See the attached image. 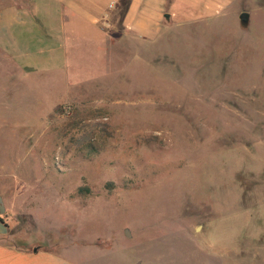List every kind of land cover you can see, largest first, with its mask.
I'll list each match as a JSON object with an SVG mask.
<instances>
[{"label":"rangeland","instance_id":"1","mask_svg":"<svg viewBox=\"0 0 264 264\" xmlns=\"http://www.w3.org/2000/svg\"><path fill=\"white\" fill-rule=\"evenodd\" d=\"M24 1L0 0L5 26ZM104 19L62 72L0 63L2 242L264 264V0H115Z\"/></svg>","mask_w":264,"mask_h":264},{"label":"crops","instance_id":"2","mask_svg":"<svg viewBox=\"0 0 264 264\" xmlns=\"http://www.w3.org/2000/svg\"><path fill=\"white\" fill-rule=\"evenodd\" d=\"M110 1L115 0H25L14 8L15 20L8 26L0 9V63L15 65L21 74L64 71L73 50L91 40L88 33L105 26ZM8 229L0 213V264H93L88 257L67 255L72 251L68 244L62 252H54L2 242ZM94 260V264H120L117 257Z\"/></svg>","mask_w":264,"mask_h":264},{"label":"water","instance_id":"3","mask_svg":"<svg viewBox=\"0 0 264 264\" xmlns=\"http://www.w3.org/2000/svg\"><path fill=\"white\" fill-rule=\"evenodd\" d=\"M165 15L167 16L168 14H165ZM239 20H240L241 24L245 25L247 23V21H248V13L247 12H241L239 14ZM126 233L129 235L128 229L126 230Z\"/></svg>","mask_w":264,"mask_h":264},{"label":"trees","instance_id":"4","mask_svg":"<svg viewBox=\"0 0 264 264\" xmlns=\"http://www.w3.org/2000/svg\"><path fill=\"white\" fill-rule=\"evenodd\" d=\"M75 112H77V111L74 110L72 113L75 114ZM56 113H58L57 110H56ZM80 141H81V140H78V141H76V142H77V143H80ZM79 189H80V190H85V191H88V190H89L88 187H79Z\"/></svg>","mask_w":264,"mask_h":264}]
</instances>
